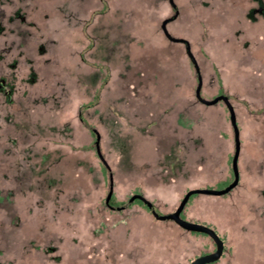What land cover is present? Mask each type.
<instances>
[{
	"label": "rangeland",
	"instance_id": "rangeland-1",
	"mask_svg": "<svg viewBox=\"0 0 264 264\" xmlns=\"http://www.w3.org/2000/svg\"><path fill=\"white\" fill-rule=\"evenodd\" d=\"M167 30V33L165 32ZM174 38L185 39L175 41ZM264 264V0H0V264ZM83 118H82V117ZM96 130L101 155L96 150ZM112 177L111 210L105 198Z\"/></svg>",
	"mask_w": 264,
	"mask_h": 264
},
{
	"label": "water",
	"instance_id": "water-1",
	"mask_svg": "<svg viewBox=\"0 0 264 264\" xmlns=\"http://www.w3.org/2000/svg\"><path fill=\"white\" fill-rule=\"evenodd\" d=\"M165 32H166V34H168L166 29H165ZM174 40L175 41H185V39H181V38H174ZM187 49H188V53H189L190 57L193 59V55L190 51L189 45L187 46ZM199 81H200V83H199V86L197 87L196 92H197V96L201 102H203L204 104H207V105H213V104L218 103L221 100H224L226 102V104L229 106V109L231 112V122H232L233 126L235 127L236 139L238 141L237 147H236L235 153L233 155V159H232V169H233V174H234L233 180L223 188L197 187V188L189 189L185 193L183 198L181 199L177 208L173 212H170V213H161V212L157 211L154 203L152 201H150L144 194L136 193V194L131 195L129 198V202H132L137 198L141 199L142 202L148 207L151 214L156 219L163 220V221L171 220L189 232L202 233V234H206V235L210 236L215 243V249L210 251V252H206V253H203V254L197 256L196 258L191 260L189 262V264H213V263L219 261L223 257V254L225 253V241H224V239L222 238V236L220 235L218 230H216L211 225L206 224V223H201V222L189 220L186 217H183L182 214L185 210V207L187 206L188 202L190 201V199L193 195H195V194H208V195H215V196H224V195L228 194L229 192H231L235 187H237L239 185V182H240V171H239V164H238V158H239V152H240L239 130L237 127L236 115H235L234 109L232 107V104L229 100V97L226 95H220V96L215 97L212 100H208V99L201 97V95H200L201 84H202V78L201 77H199ZM96 148H97V152L100 154L103 162L105 164H107L105 159L101 155L99 134L97 135V139H96ZM110 181L111 182H110L109 191H108V194L105 198V201L107 204H110V200H111L112 195L114 193V184H113L112 177H111ZM119 209H120V207H119Z\"/></svg>",
	"mask_w": 264,
	"mask_h": 264
},
{
	"label": "flooded vegetation",
	"instance_id": "flooded-vegetation-1",
	"mask_svg": "<svg viewBox=\"0 0 264 264\" xmlns=\"http://www.w3.org/2000/svg\"><path fill=\"white\" fill-rule=\"evenodd\" d=\"M193 65H194V68H195V71H196V76H197V81H198V85H197V87L199 86V83H200V81H199V77H201L200 76V73H199V69H198V66H197V61L194 59V57H193ZM196 91H197V88H196ZM200 95H201V97H203L202 96V84H201V93H200ZM220 95H226V96H228L227 94H225V93H219L218 95H216L215 97H217V96H220ZM195 96H196V98L200 101V99L198 98V96H197V92H195ZM214 97V98H215ZM229 97V96H228ZM204 98V97H203ZM214 98H212V99H214ZM205 99H207V98H205ZM212 99H208V100H212ZM229 100H230V97H229ZM224 102L225 104H226V102L224 101V100H221V101H219L218 103H220V102ZM201 102V101H200ZM231 102V101H230ZM203 103V102H202ZM218 103H216V104H218ZM213 105H215V104H213ZM226 106L228 107V109H229V106L226 104ZM229 111H230V109H229ZM230 119H231V112H230ZM237 119V118H236ZM234 127V126H233ZM237 127H238V122H237ZM234 130H235V127H234ZM238 130H239V128H238ZM95 133H96V137H97V135H98V132L94 129L93 130ZM235 132H236V130H235ZM239 133H240V130H239ZM240 144V143H239ZM96 150H97V148H96ZM99 154V153H98ZM100 155V154H99ZM239 155H240V152H239ZM233 159V158H232ZM238 163H239V158H238ZM233 170V169H232ZM233 176H234V174H233ZM230 183V182H229ZM229 183H227L226 185H228ZM240 183V182H239ZM225 187V186H224ZM223 188V187H222ZM136 193H140V194H143V193H141V192H135V193H133V194H136ZM132 194V195H133ZM195 195H197V194H195ZM195 195H193V197L195 196ZM112 200H113V195H112V198H111V200H110V204H107L106 203V201H105V204H106V206L108 207V208H110L111 210H122V209H124L125 208V206L124 205H119V206H116V205H114L113 203H112ZM142 202V200L141 199H135L134 201H132V202H130L131 204H135V203H139L140 204V202ZM143 203V202H142ZM141 205H143L148 211H150L149 209H148V207L146 206V205H144V203L143 204H141ZM119 207H120V209H119ZM182 216L183 217H185L184 216V212H183V214H182ZM193 233H196V232H193ZM223 238V237H222ZM224 239V241H225V238H223ZM226 243V242H225ZM226 245V244H225ZM215 249V248H214ZM213 249V250H214ZM225 250H226V247H225ZM216 263V262H215ZM214 264V263H213Z\"/></svg>",
	"mask_w": 264,
	"mask_h": 264
},
{
	"label": "trees",
	"instance_id": "trees-1",
	"mask_svg": "<svg viewBox=\"0 0 264 264\" xmlns=\"http://www.w3.org/2000/svg\"><path fill=\"white\" fill-rule=\"evenodd\" d=\"M81 117H82V116H81ZM82 118H83V117H82ZM92 132H94V131L92 130ZM192 197H193V196H192ZM192 197H191V198H192ZM139 202H140V201H139ZM140 203L143 204L142 202H140ZM144 205H145V204H144Z\"/></svg>",
	"mask_w": 264,
	"mask_h": 264
}]
</instances>
